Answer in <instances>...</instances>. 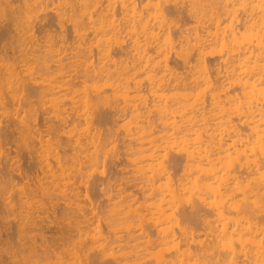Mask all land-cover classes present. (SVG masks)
<instances>
[{
    "label": "clouds",
    "instance_id": "1",
    "mask_svg": "<svg viewBox=\"0 0 264 264\" xmlns=\"http://www.w3.org/2000/svg\"><path fill=\"white\" fill-rule=\"evenodd\" d=\"M0 264H264V0H0Z\"/></svg>",
    "mask_w": 264,
    "mask_h": 264
}]
</instances>
